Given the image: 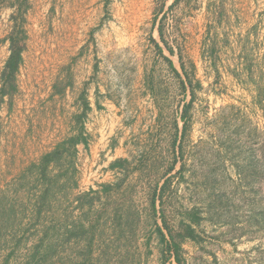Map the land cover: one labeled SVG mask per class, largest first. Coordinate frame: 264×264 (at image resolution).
<instances>
[{"label": "rangeland", "instance_id": "374dc122", "mask_svg": "<svg viewBox=\"0 0 264 264\" xmlns=\"http://www.w3.org/2000/svg\"><path fill=\"white\" fill-rule=\"evenodd\" d=\"M23 13L0 0V75ZM25 17L0 97V264L40 242L62 264H178L163 220L194 229L180 264H264V0H29Z\"/></svg>", "mask_w": 264, "mask_h": 264}, {"label": "trees", "instance_id": "16d2710c", "mask_svg": "<svg viewBox=\"0 0 264 264\" xmlns=\"http://www.w3.org/2000/svg\"><path fill=\"white\" fill-rule=\"evenodd\" d=\"M13 6V4H11ZM21 6L23 9V14L20 17V26L17 32L14 34H9L5 38V40L9 41V55L5 60L3 69L1 71V87H0V97L2 98L5 95L11 96L15 90H16V84H15V75L16 72L22 62V52L25 49V43L27 40V32L25 29V23H26V17H25V12L29 8V0H21ZM11 20H15V17L11 16ZM158 49L161 51V47L156 43ZM170 52L172 50L169 48L168 49ZM169 63L171 64V69L179 75L178 70L173 66L172 62L169 60ZM187 106V105H186ZM186 106L184 107V111H186ZM85 142V138L81 136V134H77L74 136H70L63 142L59 143L54 150L47 152L43 154L40 158L39 164L42 166V174H44L45 168L56 158V156L64 151L66 149V145H71L72 147L75 146L77 143ZM116 163L111 164V166H114ZM43 198V196H41ZM78 201L77 204L78 208L83 207V199L82 197L78 196L76 198ZM155 201L156 198L153 197L151 199V206L153 212H155L154 207H155ZM87 206L90 209L93 205L92 199L87 200ZM39 213V211L37 212ZM163 225H165L166 232L163 231V229L160 226H157V233L160 237L161 240H164L166 238H169V257L172 256L173 260L180 264V257H179V251L181 250L180 247V241L189 238L192 240L196 239L194 229L188 224L185 226L183 232L177 231L176 234L174 235L170 228H168L163 220ZM64 227V231L62 233L63 238L60 240L58 243L59 245L62 246L63 249V244L68 240L69 238V231L65 223L62 225ZM79 227L82 228V224H79ZM45 235V232H44ZM178 237V239L176 238ZM57 244V242H56ZM42 242L34 244V248L32 251V254L29 255V259L23 262V264H52L53 260H50L49 257L55 253L56 248L53 247V245H50L46 248V252L41 253L40 252V247L42 246ZM90 251V250H89ZM52 257V256H51ZM7 258L4 261V264H7ZM61 260V259H59ZM80 264V263H79Z\"/></svg>", "mask_w": 264, "mask_h": 264}, {"label": "crops", "instance_id": "0c3cea01", "mask_svg": "<svg viewBox=\"0 0 264 264\" xmlns=\"http://www.w3.org/2000/svg\"><path fill=\"white\" fill-rule=\"evenodd\" d=\"M173 66H174V64H173ZM52 260H53L52 264H62L59 259L53 258Z\"/></svg>", "mask_w": 264, "mask_h": 264}, {"label": "built area", "instance_id": "2783aa9c", "mask_svg": "<svg viewBox=\"0 0 264 264\" xmlns=\"http://www.w3.org/2000/svg\"><path fill=\"white\" fill-rule=\"evenodd\" d=\"M169 261H173V258H172V256H170V257H169Z\"/></svg>", "mask_w": 264, "mask_h": 264}]
</instances>
